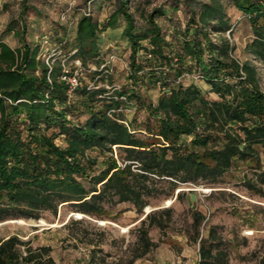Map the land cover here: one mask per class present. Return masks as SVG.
<instances>
[{
    "label": "trees",
    "instance_id": "16d2710c",
    "mask_svg": "<svg viewBox=\"0 0 264 264\" xmlns=\"http://www.w3.org/2000/svg\"><path fill=\"white\" fill-rule=\"evenodd\" d=\"M92 1L86 0L79 15L71 18V35L65 27L60 39L63 57L47 61L39 45L26 41V14L30 8L39 12L28 0L21 1L19 16L11 18L7 28L22 45L0 40V220L37 219L44 211L57 215L65 204L100 219L115 218L109 206L123 202L141 213L153 199L179 198L180 185H206L215 191L232 181L240 164L247 167L243 185L264 196V88L256 64H264V0H174L175 9L180 2L185 5L186 19L182 23L169 17L168 28L156 18L166 13L162 6L148 11L139 5L138 19L129 0H119L102 21L87 4ZM88 6L87 15L82 9ZM229 6L240 11L251 28L243 57L231 42ZM121 18L134 85L110 92L105 86L85 84L70 96L69 84L62 79L63 58L67 63L69 58L79 60L87 69L101 68L102 36ZM194 72L211 84L218 99H210L199 84L179 79ZM104 75L109 74L100 80ZM145 76L160 88L156 101L142 98L135 86ZM130 102L147 109L143 126L124 118ZM82 114L86 119H77ZM183 135L193 137L183 143ZM170 212L152 210L141 220L136 242L141 251L129 264L156 246L150 229H162ZM203 218L201 211L194 212L199 264L225 263L217 227L201 236ZM23 245L28 242L17 235L0 238V264H56L50 247L27 246L23 253ZM109 256L96 245L88 264H128L124 257L109 261Z\"/></svg>",
    "mask_w": 264,
    "mask_h": 264
},
{
    "label": "rangeland",
    "instance_id": "374dc122",
    "mask_svg": "<svg viewBox=\"0 0 264 264\" xmlns=\"http://www.w3.org/2000/svg\"><path fill=\"white\" fill-rule=\"evenodd\" d=\"M21 1L0 0V40H5L13 47L21 46V40L7 28L11 18L19 16ZM118 2L119 0H95L87 4H91L95 17L106 21ZM28 3L35 5L39 12L30 8L26 14V41L31 46L39 45L40 56L47 61L54 57H63L66 50L60 39L63 37L65 27L70 35L73 31L70 30L72 25L69 21L62 19V12L66 10L71 18H76L80 12L79 7L84 6L86 0H28ZM129 5L138 19L139 5L148 11L155 6H162L166 13L159 14L156 18L165 28L172 24L169 17L182 23L186 19V7L183 2L179 3L178 9L174 7L176 5L174 0H129ZM228 13L234 25V32L230 36L231 42L237 47V55L243 57L244 46L251 36L250 25L235 7L229 6ZM123 27L124 19L121 18L116 28L108 29L103 34L100 46L104 62L101 68L92 65L90 69L85 67L78 69L80 86L85 84L91 88L105 86L113 92L120 86L129 88L134 85L129 78L130 47L126 38L122 36ZM227 35H230L229 32ZM212 36L215 37V34ZM65 63L71 67L75 59L69 58L68 63L66 59ZM256 64L264 88V64L261 62ZM97 69L103 73L94 74ZM106 73L109 75H104L105 80H100ZM179 79L185 84L191 82L199 84L210 99L219 97L217 93L211 91L210 83L198 78V72L186 73ZM143 81L144 84L141 83ZM141 82L135 85L141 91V97L147 101H156L160 93L159 86L152 83L147 76ZM74 92H69L70 96H73ZM130 104L124 108V118L132 119L136 125L143 126L147 109L138 102L136 106ZM86 117L87 114H82L77 119L85 120ZM192 137L193 135H183L181 142L187 143ZM246 169L244 164H240L232 181L223 184V187L215 188V191L206 185H180L176 190V193L182 190L179 198L174 195L153 199L149 204L151 209L147 211V205L141 213L129 203L123 202L109 206L115 218L100 219L91 215L77 217V211L65 204L60 207L57 215L51 211H44L37 219L15 217L0 220V238L17 235L28 242V245L21 247L23 253L27 252V246L34 249L48 246L50 256L54 258L56 264H88L91 250L96 245L111 253L109 261L124 257L129 264L132 256L141 251L136 245L139 234L137 228L141 220L152 210L170 209V218L166 219L165 226L162 229L157 226L150 229V236L156 246L130 264H199L200 239H194L196 232L193 222L194 212L201 211L204 215L200 225L201 236L207 237L210 228L217 227L216 241L220 247L226 249L224 252L226 261L221 264H260L264 255V196L252 193L243 185L242 172ZM167 199H173V202L167 205ZM21 219L24 221L21 222ZM41 219L46 223H41ZM125 227L128 229L124 230Z\"/></svg>",
    "mask_w": 264,
    "mask_h": 264
},
{
    "label": "built area",
    "instance_id": "2783aa9c",
    "mask_svg": "<svg viewBox=\"0 0 264 264\" xmlns=\"http://www.w3.org/2000/svg\"><path fill=\"white\" fill-rule=\"evenodd\" d=\"M82 11L84 14H87V15L90 14L91 13L90 6L82 9ZM62 19L69 21L71 25L73 24V20H71V17L67 11L62 14ZM74 52L75 51H73V53ZM66 59L67 58H64V68H63L62 78L66 80V82L69 84V92L71 93V92H74L75 89L81 84V82H79L78 80L77 72H78V69L83 68V66H82L81 61L75 60V63L73 65L74 69H72L71 67L68 66V64L65 63ZM89 88L91 87L89 86ZM122 98L126 99L125 96H122Z\"/></svg>",
    "mask_w": 264,
    "mask_h": 264
},
{
    "label": "bare ground",
    "instance_id": "6f19581e",
    "mask_svg": "<svg viewBox=\"0 0 264 264\" xmlns=\"http://www.w3.org/2000/svg\"><path fill=\"white\" fill-rule=\"evenodd\" d=\"M172 202H173V199H167V205H170ZM150 209H151V206L148 205V206L146 207V210L149 211ZM83 215H86V214H85V213H82V212H77V217H82ZM18 221H19V220H18ZM20 221L23 222L24 220L21 219ZM40 221H41V223H43V224L46 223L43 219H41ZM102 222L104 223L105 221L102 220ZM34 223H35V222H34ZM127 229H128V227H125V228H124V230H127Z\"/></svg>",
    "mask_w": 264,
    "mask_h": 264
}]
</instances>
